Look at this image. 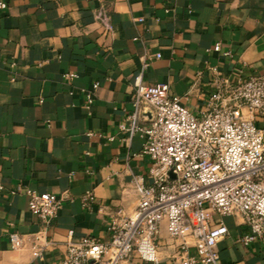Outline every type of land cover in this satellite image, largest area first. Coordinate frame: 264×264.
<instances>
[{"label": "crops", "instance_id": "1", "mask_svg": "<svg viewBox=\"0 0 264 264\" xmlns=\"http://www.w3.org/2000/svg\"><path fill=\"white\" fill-rule=\"evenodd\" d=\"M0 3L7 6L0 9V264H56L71 230L75 239L107 243L112 220L136 210L134 179L150 183L152 166L142 151L153 111L134 105L139 79L166 86L200 115L211 91L209 67L264 73V0ZM103 9L110 34L97 19ZM28 189L62 198L51 224L29 210ZM88 194L95 201L85 205ZM222 220L229 234L218 244L221 264H264V238L246 246L239 242L248 232L243 219ZM13 232L28 241L25 248L12 249ZM37 234L53 244L43 259L32 249ZM180 243L163 226L159 264H177ZM120 264L153 263L134 257Z\"/></svg>", "mask_w": 264, "mask_h": 264}, {"label": "built area", "instance_id": "2", "mask_svg": "<svg viewBox=\"0 0 264 264\" xmlns=\"http://www.w3.org/2000/svg\"><path fill=\"white\" fill-rule=\"evenodd\" d=\"M6 7L0 3V9ZM97 19L112 33L108 10ZM214 50L220 52L221 45ZM247 68L229 75L209 67L211 91L200 115L166 86L136 82L137 111H153L142 151L152 162L150 183L143 176L134 179L138 206L132 214L112 220L109 242L90 236L75 239L71 230L56 264H120L134 257L159 264L163 226L170 238L181 241L173 256L177 264H221L218 244L229 234L222 219L229 216H240L248 228L240 243L248 246L264 238V126L259 124L264 118V73L247 74ZM98 87L93 84L86 94L88 109ZM26 193L32 214L47 225L58 217L62 198L30 189ZM93 201L91 194L83 198L85 205ZM9 241L14 250L28 243L18 232L11 233ZM33 242L34 255L41 259L53 246L40 234Z\"/></svg>", "mask_w": 264, "mask_h": 264}, {"label": "rangeland", "instance_id": "3", "mask_svg": "<svg viewBox=\"0 0 264 264\" xmlns=\"http://www.w3.org/2000/svg\"><path fill=\"white\" fill-rule=\"evenodd\" d=\"M173 176V175H172Z\"/></svg>", "mask_w": 264, "mask_h": 264}]
</instances>
